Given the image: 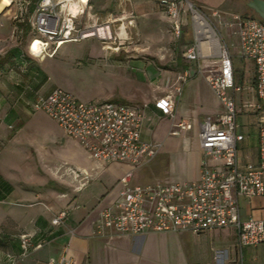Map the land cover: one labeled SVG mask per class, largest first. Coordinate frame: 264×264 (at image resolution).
<instances>
[{
    "label": "crops",
    "instance_id": "crops-1",
    "mask_svg": "<svg viewBox=\"0 0 264 264\" xmlns=\"http://www.w3.org/2000/svg\"><path fill=\"white\" fill-rule=\"evenodd\" d=\"M188 1L215 23L220 44L229 48L234 81L240 88V92L234 94L239 109L236 131L244 136L238 145V157L242 164H256L259 123L258 112L252 106L262 102L255 94L254 65L240 55L236 34L238 23L234 21L235 17L250 16L233 12H243V7L248 9L247 0ZM88 7L91 17L96 20L119 18L130 13L135 19L157 15L165 32L170 33L160 0H89ZM22 9L19 2L0 0V15L4 13L0 16L3 20L0 31L8 39L9 50H19L9 20L19 17ZM212 11L218 14L212 16ZM182 24L180 58L174 52L167 58L165 55L159 57V65L168 68L133 61L131 74H126L120 71L119 65L103 58L87 68V72L94 76L107 73L114 80L142 85L146 89L142 94L121 91L106 97L86 91L84 84L75 88L60 87L52 80V71L56 67L54 56L32 57L27 45L18 51L16 58L7 62V68L0 67V130L6 135L5 128L16 125L19 130L13 140H23L25 144L37 147L34 155L16 150L0 153V264H48L64 254L74 264H264V243L240 247L233 228L197 234L190 231L149 232L134 236L109 234L102 230L100 213L111 208L117 199L118 181L129 166L92 159L45 113L32 108L39 97L47 96L56 88L71 92L83 102H108V99L118 97L141 109V140L159 145L158 153L151 161L135 168L132 183L145 185L156 181L188 183L197 180L203 158L198 144L199 124L206 119H216L222 108L203 73L197 72L198 68H208L209 59L187 63L182 57L183 51L193 43L190 31L184 29L186 13L182 15ZM212 44L218 45L215 36ZM79 46L88 56H96L90 44ZM164 58L167 63L161 61ZM184 67L191 76L181 86L180 94H173L172 116L165 115L156 108L155 102L170 90L172 92ZM212 67H218L217 60L211 63ZM238 68L241 75L237 74ZM179 121L189 122L191 129L173 136L171 127ZM47 145L49 148H45ZM72 171L78 173V178ZM63 211L67 212L66 217L59 224H52V220ZM238 213L242 221L251 217L264 219V197L251 200L240 197ZM24 234L32 236L31 249L26 254L20 248V236Z\"/></svg>",
    "mask_w": 264,
    "mask_h": 264
},
{
    "label": "built area",
    "instance_id": "built-area-1",
    "mask_svg": "<svg viewBox=\"0 0 264 264\" xmlns=\"http://www.w3.org/2000/svg\"><path fill=\"white\" fill-rule=\"evenodd\" d=\"M23 6L20 16L27 14L29 1L10 0ZM89 0H37L29 16L31 36L27 51L35 58L52 57L66 42L83 40L88 33L108 25H98L88 12ZM167 17L171 34L179 39L182 34L184 0H160ZM188 11L194 23V41L182 57L187 63L199 59H216L218 67L198 68L221 104L216 119H206L199 124L198 144L203 158L200 176L188 183L156 181L145 185L132 183L136 167L151 161L159 145L141 140L143 114L135 105L119 102H83L71 92L56 88L32 105L34 111L45 113L64 134L77 141L92 159L118 162L129 169L118 181V197L111 208L100 213V228L109 234L143 235L203 231L233 228L240 247L264 243V219L239 218V198L251 200L264 197V23L250 17H235L238 23L237 38L242 58L254 65L255 94L262 104L252 107L258 112L259 140L256 164H242L238 145L244 136L236 131L239 113L234 94L240 92L235 84L231 55L220 44L212 20L199 14V9L189 4ZM218 13L212 11L211 15ZM195 15H200L212 28L218 45L204 39L196 30ZM92 19V24L88 23ZM209 21V22H208ZM211 21V22H210ZM213 25V26H212ZM214 27V28H213ZM94 36V35H93ZM92 36V37H93ZM99 38V37H97ZM100 39H105L101 37ZM191 73L184 69L177 77V85L164 98L155 102L163 114L172 116L173 94L179 95L181 86ZM250 106V105H247ZM191 129V124L179 121L172 125L171 135L177 136ZM75 178L78 173L72 171ZM66 211L58 214L52 224H59ZM32 236H20L23 254L30 251ZM48 264H74L66 254Z\"/></svg>",
    "mask_w": 264,
    "mask_h": 264
},
{
    "label": "rangeland",
    "instance_id": "rangeland-1",
    "mask_svg": "<svg viewBox=\"0 0 264 264\" xmlns=\"http://www.w3.org/2000/svg\"><path fill=\"white\" fill-rule=\"evenodd\" d=\"M189 4H192L193 7L197 9L198 7L192 1L184 0L183 8L187 11V25L184 29L190 31L194 41V23L191 18L192 14L188 11ZM242 11L243 12H233H236V14L239 15H249L252 17L253 12L251 10L249 11L243 7ZM199 12L202 16L205 15L201 11ZM132 16L133 15L130 13L124 14L123 17L119 18H97L98 25L109 26L108 32L105 33V39L93 36L77 42H66L53 58V63L56 65L52 71V80L54 83H57L60 87L65 89L67 87H82V84H84L86 85V91L100 93L106 97L115 92L118 94V92L121 91L133 94H142L146 92L145 87L142 85L135 86L130 81L114 80L111 75L107 73L104 76H94L93 74H89V72H87V68H89L90 65L97 64L100 58L119 65L120 71L126 74H131L130 72H132L131 67L133 61L150 63L157 68H168L167 66L164 67V65H159L158 61L160 56L165 55L164 57L167 58L169 54L174 52L175 56L178 57V59L180 58V54L182 52L180 44L182 34L177 40L171 34L170 28V33H166L164 25L161 23L160 19L156 17L157 15L148 18L136 19ZM205 16L207 17V15ZM2 21L3 20L0 19V29L3 25ZM9 22L13 27V37L17 43V49L19 50H9L8 39L5 37L3 32L0 31V59L2 60L0 61V67L4 66V68H7V62L9 60L4 62L2 57L7 52H11L13 54L11 58H16L19 55L18 51H22L24 47H26L31 35L30 30H26V21L20 23L18 21V17H15L11 18ZM88 23L90 25L92 24L91 18L88 20ZM212 24L216 27L214 22H212ZM20 25L23 27L22 31L19 30V28H21ZM83 43H88L93 47L95 50V57L88 56L86 51L81 50L79 45ZM228 45L229 40L227 41V47ZM163 47H167L165 51L162 50ZM227 50L229 51V48H227ZM166 58L161 61L163 63H167ZM215 60L216 59H212L209 61L213 63ZM210 62L208 63V68L211 67ZM181 66L183 67V64ZM239 68L237 70V74L241 75V70ZM183 69L186 68L184 67ZM88 87H90V89ZM108 102L125 103L123 100L118 99V97L108 99ZM245 112H247V109H245ZM46 122L51 126V122H49V120H46ZM52 123L54 122L52 121ZM18 128L19 127L16 125H13L10 129L5 128V131H7L6 135L0 130V153H7L11 150H16L22 154H36L37 147L35 145L25 144V141L23 140V142H16L17 140H13L17 137ZM52 131H54L53 128ZM45 148H49V145Z\"/></svg>",
    "mask_w": 264,
    "mask_h": 264
},
{
    "label": "bare ground",
    "instance_id": "bare-ground-1",
    "mask_svg": "<svg viewBox=\"0 0 264 264\" xmlns=\"http://www.w3.org/2000/svg\"><path fill=\"white\" fill-rule=\"evenodd\" d=\"M194 19H195L196 30L203 33L204 39H207V41H209L212 44L214 36H215L212 28L206 23V21L200 15H195ZM107 32H108V29L106 30L105 28H100L98 32L95 31L94 33H88L86 37H92L94 35L99 38L101 37L106 38L105 33ZM106 48H109V47H106Z\"/></svg>",
    "mask_w": 264,
    "mask_h": 264
},
{
    "label": "trees",
    "instance_id": "trees-1",
    "mask_svg": "<svg viewBox=\"0 0 264 264\" xmlns=\"http://www.w3.org/2000/svg\"><path fill=\"white\" fill-rule=\"evenodd\" d=\"M27 1H29V5H28V7H27V14L24 15V16H19V17H18V20L21 21L20 23L26 21V30H30V32H31V28H30V24H29V16L32 14L33 9H34V6H35V3H36L37 0H27ZM250 18H255V19L261 21L262 23H264V21H262V20H261V19H260L255 13H253V14H252V17H250ZM20 26H21V25H20ZM22 28H23V27L21 26V29H22ZM30 36H31V35H30ZM12 55H13V54H12L11 52H7V53L2 57L3 60H4V62L10 60V58H11ZM11 59H12V58H11ZM0 61H2V60L0 59Z\"/></svg>",
    "mask_w": 264,
    "mask_h": 264
},
{
    "label": "water",
    "instance_id": "water-1",
    "mask_svg": "<svg viewBox=\"0 0 264 264\" xmlns=\"http://www.w3.org/2000/svg\"><path fill=\"white\" fill-rule=\"evenodd\" d=\"M246 7L264 21V0H247Z\"/></svg>",
    "mask_w": 264,
    "mask_h": 264
}]
</instances>
